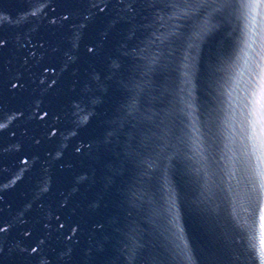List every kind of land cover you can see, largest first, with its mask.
I'll list each match as a JSON object with an SVG mask.
<instances>
[{
    "label": "water",
    "instance_id": "obj_1",
    "mask_svg": "<svg viewBox=\"0 0 264 264\" xmlns=\"http://www.w3.org/2000/svg\"><path fill=\"white\" fill-rule=\"evenodd\" d=\"M261 0H0V264H262Z\"/></svg>",
    "mask_w": 264,
    "mask_h": 264
},
{
    "label": "snow or ice",
    "instance_id": "obj_2",
    "mask_svg": "<svg viewBox=\"0 0 264 264\" xmlns=\"http://www.w3.org/2000/svg\"><path fill=\"white\" fill-rule=\"evenodd\" d=\"M182 3H189L190 0H181ZM264 3V0H261ZM256 121L253 125L252 145L253 155H256L257 160L261 165H264V79L261 80L260 90L256 99V111L254 113ZM259 175L264 178V170L259 172ZM264 187V184L261 185ZM260 246L264 249V215L261 216V236ZM264 264V262H262Z\"/></svg>",
    "mask_w": 264,
    "mask_h": 264
}]
</instances>
